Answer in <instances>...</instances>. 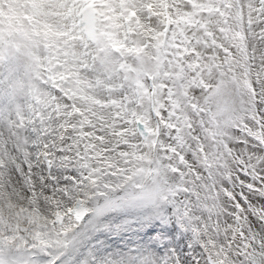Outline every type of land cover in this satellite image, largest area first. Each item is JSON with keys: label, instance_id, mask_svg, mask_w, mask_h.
<instances>
[{"label": "snow or ice", "instance_id": "6c2138e0", "mask_svg": "<svg viewBox=\"0 0 264 264\" xmlns=\"http://www.w3.org/2000/svg\"><path fill=\"white\" fill-rule=\"evenodd\" d=\"M0 264H264V0H0Z\"/></svg>", "mask_w": 264, "mask_h": 264}]
</instances>
